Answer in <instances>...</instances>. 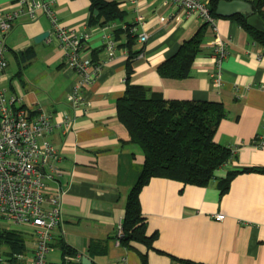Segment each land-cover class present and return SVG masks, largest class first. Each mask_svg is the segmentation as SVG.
I'll return each instance as SVG.
<instances>
[{
    "label": "crops",
    "instance_id": "0c3cea01",
    "mask_svg": "<svg viewBox=\"0 0 264 264\" xmlns=\"http://www.w3.org/2000/svg\"><path fill=\"white\" fill-rule=\"evenodd\" d=\"M115 1L121 16L102 25L89 22L90 0L52 2L61 24L89 32L86 53L101 63L97 77L82 89L83 102L75 107L67 94L77 73L66 64L50 18L43 11L34 16L16 15L5 36L7 66L0 71V87L15 94L16 104L30 115L40 109L51 115L54 127L46 136L61 154L56 162L57 184L64 190L61 220L53 229L48 264L64 260L61 241L80 256L71 264H142V254L146 264H186L181 259L198 264H264L262 172L237 173L222 194L215 180L195 185L151 177L139 197L146 232L157 233L153 248L116 242L128 192L144 160L137 144L121 141L127 129L117 118L116 101L127 80L160 92L164 98L223 103L226 114L214 140L229 147L232 157L215 170L222 177L228 169L264 166V147L253 142L264 124V51L233 18L220 16L215 27L209 23L204 27L201 50L188 76H161L157 65L191 37L203 19L169 0ZM0 7L12 13L19 5L16 0H0ZM115 29H120L115 54L107 59L103 33L111 30L114 35ZM45 30L48 35L35 41ZM140 33L147 35L143 41L138 38ZM219 37L227 40L228 52L216 80L213 48ZM26 49L33 50V55L20 60L19 53ZM130 52L135 53L130 56ZM218 212L224 214L222 219L214 217ZM13 228L24 236L20 262L27 264L33 231L29 225ZM93 239L106 250L90 254ZM83 256L90 263L82 261Z\"/></svg>",
    "mask_w": 264,
    "mask_h": 264
},
{
    "label": "trees",
    "instance_id": "16d2710c",
    "mask_svg": "<svg viewBox=\"0 0 264 264\" xmlns=\"http://www.w3.org/2000/svg\"><path fill=\"white\" fill-rule=\"evenodd\" d=\"M218 1L207 0L209 13L215 18L220 17L215 13ZM246 1L250 3L254 13L264 19V0ZM121 14L122 11L115 0H90L91 24L102 25ZM229 17L246 29L250 36L262 45L264 51V30L249 25L246 14L236 13ZM203 21L191 37L157 65L161 76H188L192 62L201 50L204 27L208 24ZM119 32L120 29L114 30L115 39L118 38ZM25 51L19 53L20 60L33 55V50ZM134 53L130 52V56ZM130 72L129 68L127 79ZM116 112L118 120L127 129V137L121 138V141L137 144L144 155L141 171L126 198L121 234L116 235L123 245L138 242L153 248L152 243L157 233L147 234L146 219L139 197L142 186L151 177H166L195 185H206L210 180H215L222 194L227 191L231 179L237 173H264L262 165H244L238 169H228L222 177L216 176L215 170L232 157L229 147L214 140V133L226 114L221 101L164 98L160 92L127 80L124 93L116 101ZM4 232L0 233V240L7 241L13 251H22L25 242L22 233L17 228L6 229ZM60 247L63 254L76 253L65 241H61ZM105 250L100 241H90V254L102 253ZM141 258L142 264H146V256L142 254ZM181 260L186 264H198L187 259Z\"/></svg>",
    "mask_w": 264,
    "mask_h": 264
},
{
    "label": "built area",
    "instance_id": "2783aa9c",
    "mask_svg": "<svg viewBox=\"0 0 264 264\" xmlns=\"http://www.w3.org/2000/svg\"><path fill=\"white\" fill-rule=\"evenodd\" d=\"M169 1L180 5L188 13H197L215 27L216 18L209 13L207 0ZM16 2L19 7L12 13L0 7V71L7 66L5 36L12 26L13 17L20 14L34 16L37 11H43L52 22L66 64L77 73L67 94L69 103L74 107L82 103L83 87L97 77L101 68V63L86 53L89 32L61 24L51 9L53 0ZM105 27L110 28L108 25ZM146 36V33H140L138 38L143 41ZM103 45L107 59L113 58L116 39L111 30L104 31ZM213 52L216 64L213 76L219 80L220 64L228 52L227 40L219 37ZM17 101L15 94L0 87V233L29 225L34 240L27 264H48L47 253L51 248L53 229L61 220L64 190L57 184L60 171L56 165L61 154L46 136L54 127L51 115L42 109L30 115L27 109L16 104ZM253 142L258 147H264V124ZM214 217L222 219L224 214L214 213ZM120 234L121 222L117 228V235ZM116 242H119L118 238ZM22 256L23 253L13 251L7 241L0 240V264H13L15 258L20 260ZM79 258L76 253L66 254L59 264H71Z\"/></svg>",
    "mask_w": 264,
    "mask_h": 264
},
{
    "label": "water",
    "instance_id": "95a60500",
    "mask_svg": "<svg viewBox=\"0 0 264 264\" xmlns=\"http://www.w3.org/2000/svg\"><path fill=\"white\" fill-rule=\"evenodd\" d=\"M215 13L218 16L229 17L236 13H243L247 15V23L255 28L264 30V19L257 13H254L250 3L246 0H219L215 7ZM48 35V31L38 34L34 40H40ZM82 261L90 263L86 257H82Z\"/></svg>",
    "mask_w": 264,
    "mask_h": 264
},
{
    "label": "rangeland",
    "instance_id": "374dc122",
    "mask_svg": "<svg viewBox=\"0 0 264 264\" xmlns=\"http://www.w3.org/2000/svg\"><path fill=\"white\" fill-rule=\"evenodd\" d=\"M16 86V85H15ZM31 242V241H30ZM3 251L5 250V249H2ZM15 252H18V251H15ZM16 254V253H15ZM17 255V254H16ZM24 259H25V257H23ZM13 264H24L23 262H20V260L19 259H17V258H15V260H14V262H13Z\"/></svg>",
    "mask_w": 264,
    "mask_h": 264
}]
</instances>
